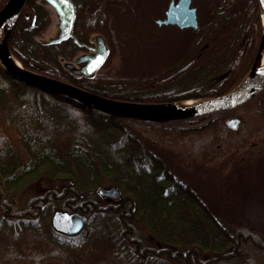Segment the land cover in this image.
<instances>
[{"label": "trees", "instance_id": "trees-1", "mask_svg": "<svg viewBox=\"0 0 264 264\" xmlns=\"http://www.w3.org/2000/svg\"><path fill=\"white\" fill-rule=\"evenodd\" d=\"M8 1L0 0V10ZM37 1L24 6L9 38L22 67L102 96L126 98L120 90L130 88L119 84L128 82L98 73L76 77L64 66L79 49L75 38L86 43L94 35L110 40L111 33L115 39L124 34L122 25L111 31L106 9H96L107 1L73 0L74 37L51 44L38 39L49 20ZM205 3L209 8L192 32L190 54H197L188 59L189 67L152 79L148 85L160 94L129 99L212 98L248 77L262 39L258 0ZM229 117L241 120L236 130L225 124ZM234 148L243 150L236 163L244 157L246 168L264 158V89L212 122L106 119L77 100L15 81L0 67V264H264V226L218 212L181 177L193 160L221 158ZM112 186L122 200L98 193ZM56 211L79 212L89 220L79 234L68 236L52 227Z\"/></svg>", "mask_w": 264, "mask_h": 264}, {"label": "rangeland", "instance_id": "rangeland-1", "mask_svg": "<svg viewBox=\"0 0 264 264\" xmlns=\"http://www.w3.org/2000/svg\"><path fill=\"white\" fill-rule=\"evenodd\" d=\"M126 1L133 3L128 5V8L131 12L134 11L133 14L136 15L134 20H137L140 24L139 30L138 25L135 26L137 21H131L133 14L130 11H126L127 18L121 15L116 18L115 3H113L114 11L110 22L114 23L115 19H118L120 23H115L116 26L122 25L126 29H124L126 33L140 34V36L138 35L139 38L141 36L146 37V33H149L148 30L158 29L153 26L151 19L162 18L169 4L168 0ZM193 5L198 8L201 25L200 18L204 17L203 12L208 10L209 5H206L205 0H193ZM46 10L50 22L46 30L38 36V39L43 41L54 38L58 30L56 13L50 7H46ZM158 32L155 37L151 38L149 44L144 47L141 46V48L138 44L142 43L141 40L143 41V39H136L138 44H131L129 51L125 53V57L122 55L121 43L115 51L111 66L98 72V74L110 78L131 80L133 84H119V89L125 86L132 89L126 91V87L121 88L120 92L123 97L148 98L160 94L162 90H157L154 93L156 88L148 85L151 80L148 83L143 80L147 78L154 79L162 73L173 70L197 54H194L195 52L190 54L194 47L193 44L196 42L195 35L191 31L177 32L172 27H164ZM228 37V35L223 37L224 40L221 42L223 45ZM121 38L122 36L116 38L118 44ZM133 90H136V92H133ZM130 91L132 94L127 95L126 93ZM231 152V155L221 158L210 154L207 157L191 160L190 166L181 167L184 168L181 177L192 182L202 198L206 202L213 203V207L217 208L218 212L225 211L231 219L235 218L236 222L251 223L252 227L264 226V158L252 167L246 168L245 164L247 162L244 157L236 163V158L243 153V150L234 148ZM172 170L176 171V167L172 166ZM52 184L54 185V183L47 185L51 186Z\"/></svg>", "mask_w": 264, "mask_h": 264}, {"label": "water", "instance_id": "water-1", "mask_svg": "<svg viewBox=\"0 0 264 264\" xmlns=\"http://www.w3.org/2000/svg\"><path fill=\"white\" fill-rule=\"evenodd\" d=\"M42 1L50 6L58 17V30L56 36L50 39L48 42L50 44L59 43L72 37V31L76 17L75 3L73 0ZM26 2L27 0H9L3 9L0 10V21L6 16L15 12L18 13V17L20 10L23 8ZM258 2L264 17V0H258ZM192 5L193 0H178L177 3H172L166 12V20L159 21L158 24L176 25L180 29L192 28L197 30L199 27L198 14L197 9ZM16 21L17 18L8 34V48L10 34L13 27L15 26ZM96 43V53L84 54L80 56L75 62H66L65 68L73 72L75 75H84L87 77L93 76L104 65L108 56V50L104 38L102 36H97ZM260 48L261 44L259 51ZM0 67L6 75L15 81L40 89L48 94L63 95L70 99L77 100L91 107L97 116L106 119L110 118L111 116L129 117L145 122H167L176 119H195L235 109L264 89L263 71L255 78L250 79L249 75L237 88L227 94L205 99L202 102L196 103L195 107L193 108L178 111L170 116L164 117L152 113L146 109V106L148 105L164 103H145L141 101L120 100L106 97L93 93L82 87L53 80L28 71L21 66V63L19 66L16 65L6 54V52H4L1 44ZM184 68H186V66ZM95 104L111 108L121 112L122 114L118 115L115 113L102 111L98 109ZM225 123L230 129L236 130L239 127L241 120L238 117H231L228 118ZM233 124H235V127L232 126ZM98 193L108 199H123L120 190L114 186L110 188L101 187L98 189ZM88 220L89 219L87 216L79 212L56 211L51 218V224L57 232L68 236H73L79 234L83 230Z\"/></svg>", "mask_w": 264, "mask_h": 264}, {"label": "flooded vegetation", "instance_id": "flooded-vegetation-1", "mask_svg": "<svg viewBox=\"0 0 264 264\" xmlns=\"http://www.w3.org/2000/svg\"><path fill=\"white\" fill-rule=\"evenodd\" d=\"M28 1H30V0H27V2L25 3V5L28 3ZM98 1V0H97ZM107 2H106V5H100L99 3H101V2H98V4L99 5H95V7H96V9L99 11V12H101V10H103V9H106V15H107V20H108V25H109V27H110V29H111V31L113 32V27H114V25H116V24H119L120 22H118V19L116 20L115 19V22L113 23V22H110V19L113 17V11H114V6H116V18H119L118 16L119 15H121V16H123V17H125V18H127V13H126V11H130V9L128 8V5H130V4H133V3H129V2H127L126 0H106ZM169 1V4H168V7H167V9L165 10V13H164V16L162 17V18H157V19H151V21H152V24H153V26H156L158 29L157 30H155V29H152V31L151 30H148L149 31V33L147 34L146 33V37H143V36H141L140 38L141 39H143V41L139 38V36H140V34H136V33H132V32H129V33H126V32H124V34L122 35V38H121V42L118 44V42L116 41V39L114 38V36L112 37V34L113 33H111V38H110V40H106L103 36V38H104V40H105V43H106V46H107V50H108V56H107V58H106V61H105V63H104V65L103 66H105L106 64H107V62L110 60V58H113L112 57V55H113V53H115V51H116V49L117 48H119V46L121 45V43H122V45L120 46L121 47V50H122V55L125 57V53L126 52H128L129 51V48H130V45L131 44H138V41L137 40H141V42L142 43H139L138 45H139V47L141 48V46L142 47H144L145 45H147V44H149L150 43V41L152 40L151 38L152 37H155L157 34L156 33H159L158 31H161V29H164V27L166 28V27H172L173 29H175L177 32H182V31H191V32H194V31H197V30H194V29H192V28H185V29H180L178 26H176V25H164V24H162V25H159L158 24V22L159 21H163V20H166V12H167V10H168V8L170 7V5L172 4V3H177L178 2V0H168ZM113 3H115L116 5H114L113 6ZM24 5V6H25ZM37 5H41L44 9H45V12H46V17H47V19L49 20V22H50V17H49V14H48V12H47V10H46V7H50V6H48L47 4H45L42 0H38L37 1ZM24 6H23V8H24ZM193 7H195L194 5H192ZM22 8V9H23ZM51 8V7H50ZM196 9H197V14H198V8L197 7H195ZM22 9L20 10V12H19V15H18V17H17V20L19 19V16H20V14H21V11H22ZM75 11H76V16H77V13H78V6L75 4ZM130 13L131 14H133L134 13V11H130ZM134 18H136V15H134L133 14V16H132V20L131 21H137V20H134ZM75 19H76V17H75ZM36 20H37V13H35L34 15H33V24H35V22H36ZM17 22V21H16ZM49 22H48V24H49ZM198 22H199V14H198ZM116 23V24H115ZM16 24V23H15ZM48 24H47V26H48ZM138 25V30H139V26H140V24H139V22L137 21L136 22V24H135V26H137ZM199 27H200V22H199ZM198 27V28H199ZM47 28V27H46ZM73 29H74V27H73ZM46 30V29H45ZM126 30V29H125ZM151 32V33H150ZM155 33V34H154ZM11 35V34H10ZM139 35V36H138ZM97 36H101V35H94V36H92L90 39H88V40H86V43H80L79 42V40L77 39V38H75L74 40L76 41V43H77V45H78V47H79V49L76 51V53L74 54V56L71 58V59H68V60H64V66H65V63L66 62H75L80 56H82V55H84V54H94V53H96L97 52V43H96V38H97ZM72 37H74V35H73V31H72ZM71 38V37H70ZM69 39V38H68ZM137 39V40H136ZM67 40V39H66ZM153 40H155V38H153ZM191 53V52H190ZM114 59V58H113ZM112 62H113V60L111 61V63H110V65L108 66V67H106V68H109L110 66H111V64H112ZM188 65V66H187ZM189 65H190V62L189 61H186V63H184L183 65H180L179 67H176V68H178V70L179 71H182V70H184V69H186V68H188L189 67ZM103 66L100 68V69H102L103 68ZM186 66V68H184ZM76 67H79V66H76ZM176 68H174V69H176ZM184 68V69H183ZM67 69V68H66ZM99 69V70H100ZM68 70V69H67ZM99 70L93 75V76H96V74L99 72ZM73 76H76V77H85L84 75H75L73 72H71L70 70H68ZM178 72V71H177ZM93 76H91V77H93ZM87 77V76H86ZM108 78H110V77H108ZM111 79H115V78H111ZM153 79V78H152ZM152 79H149V78H147V79H144L143 81L145 82V83H148V81H150V80H152ZM124 81H126V83L128 82V83H131V84H133L132 82H131V80H127V79H125ZM127 83V84H128ZM127 95H131V92H129V93H126ZM112 98V97H111ZM113 98H115V97H113ZM116 99H120V100H130V101H137V100H133V99H129V97L127 98H116ZM206 99H208V98H206ZM203 100H205V99H198V101L199 102H201V101H203ZM222 113V112H221ZM218 114L219 113H215V114H213V115H209V116H205L204 118H206V120L207 121H209V122H212V121H214L215 119H216V117L218 116ZM229 118H231V117H229ZM228 119V118H227ZM226 119V120H227ZM225 120V121H226ZM226 124V123H225Z\"/></svg>", "mask_w": 264, "mask_h": 264}, {"label": "bare ground", "instance_id": "bare-ground-1", "mask_svg": "<svg viewBox=\"0 0 264 264\" xmlns=\"http://www.w3.org/2000/svg\"><path fill=\"white\" fill-rule=\"evenodd\" d=\"M17 14H18L17 12L10 14L0 21V44L4 52H6V54L10 57V59L16 65L19 66L20 63L10 52L8 48V43H7L9 31L17 18ZM262 22H263V35H262L263 38H262L261 48L249 72L250 79L255 78L256 76H258L260 73L264 71V17H262ZM196 103H197L196 101H183V102H175V103L153 104V105L146 106V109L157 115L167 117L178 111L193 108L195 107ZM95 106L98 107V109L102 111H107L109 113H115L118 115L122 114L121 112H118L116 110H113L111 108H107L101 105L95 104Z\"/></svg>", "mask_w": 264, "mask_h": 264}, {"label": "snow or ice", "instance_id": "snow-or-ice-1", "mask_svg": "<svg viewBox=\"0 0 264 264\" xmlns=\"http://www.w3.org/2000/svg\"><path fill=\"white\" fill-rule=\"evenodd\" d=\"M232 126L235 127V124H233Z\"/></svg>", "mask_w": 264, "mask_h": 264}]
</instances>
